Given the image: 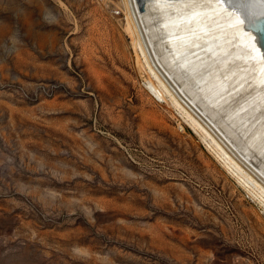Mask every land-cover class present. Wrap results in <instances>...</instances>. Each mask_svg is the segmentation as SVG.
Returning a JSON list of instances; mask_svg holds the SVG:
<instances>
[{"label":"rangeland","instance_id":"374dc122","mask_svg":"<svg viewBox=\"0 0 264 264\" xmlns=\"http://www.w3.org/2000/svg\"><path fill=\"white\" fill-rule=\"evenodd\" d=\"M126 15L0 0V264H264V195L153 93Z\"/></svg>","mask_w":264,"mask_h":264},{"label":"bare ground","instance_id":"6f19581e","mask_svg":"<svg viewBox=\"0 0 264 264\" xmlns=\"http://www.w3.org/2000/svg\"><path fill=\"white\" fill-rule=\"evenodd\" d=\"M124 4L134 45L149 69L150 89L186 113L229 167L264 195V26L257 20L264 4Z\"/></svg>","mask_w":264,"mask_h":264},{"label":"snow or ice","instance_id":"6c2138e0","mask_svg":"<svg viewBox=\"0 0 264 264\" xmlns=\"http://www.w3.org/2000/svg\"><path fill=\"white\" fill-rule=\"evenodd\" d=\"M260 4H264V0H258ZM259 15L264 16V11H261ZM261 26H264V21H261ZM253 27H256V25H252ZM261 42L264 43V35L261 36Z\"/></svg>","mask_w":264,"mask_h":264},{"label":"water","instance_id":"95a60500","mask_svg":"<svg viewBox=\"0 0 264 264\" xmlns=\"http://www.w3.org/2000/svg\"><path fill=\"white\" fill-rule=\"evenodd\" d=\"M257 20H259L260 22H261V21H264V16H261V15H260L259 19H257ZM260 25H261V23H260Z\"/></svg>","mask_w":264,"mask_h":264}]
</instances>
